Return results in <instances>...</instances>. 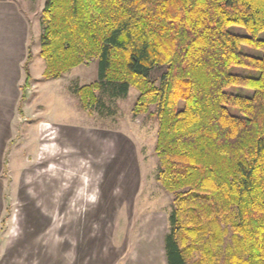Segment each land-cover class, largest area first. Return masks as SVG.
Returning <instances> with one entry per match:
<instances>
[{"label": "trees", "instance_id": "trees-1", "mask_svg": "<svg viewBox=\"0 0 264 264\" xmlns=\"http://www.w3.org/2000/svg\"><path fill=\"white\" fill-rule=\"evenodd\" d=\"M263 32L264 0L45 2V78L95 59L97 80L76 89L84 108L102 102L96 89L131 87L135 114L155 106L167 264H264Z\"/></svg>", "mask_w": 264, "mask_h": 264}, {"label": "rangeland", "instance_id": "rangeland-1", "mask_svg": "<svg viewBox=\"0 0 264 264\" xmlns=\"http://www.w3.org/2000/svg\"><path fill=\"white\" fill-rule=\"evenodd\" d=\"M17 1L30 16L35 84L10 119L17 124L0 172L5 264H131L162 253L173 195L157 179L155 106L135 114L131 87L117 98L96 89L102 102L84 108L76 89L97 80V60L45 78L46 0Z\"/></svg>", "mask_w": 264, "mask_h": 264}, {"label": "crops", "instance_id": "crops-1", "mask_svg": "<svg viewBox=\"0 0 264 264\" xmlns=\"http://www.w3.org/2000/svg\"><path fill=\"white\" fill-rule=\"evenodd\" d=\"M31 22L29 13L17 0H0V115L5 120L4 125L0 122V172H5V155L13 136L16 104L23 93L25 72L23 64L27 58V48L30 37ZM34 60L31 61L33 78ZM35 84V83H34ZM33 82L31 86H34ZM27 88V93L32 92V87ZM13 119L14 121H10ZM4 211V198L0 180V224ZM164 247V242H163ZM147 251H145L146 253ZM143 253V252H142ZM138 255L134 264H167L165 248L161 253L151 251L148 254ZM149 253V251H148ZM152 258V260L150 259ZM131 263V264H133ZM0 264H5L4 256L0 253ZM129 264V263H128Z\"/></svg>", "mask_w": 264, "mask_h": 264}]
</instances>
